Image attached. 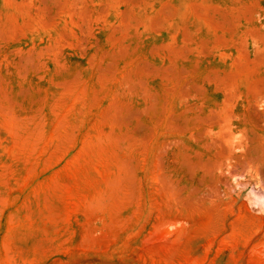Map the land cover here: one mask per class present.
<instances>
[{"label":"rangeland","instance_id":"obj_1","mask_svg":"<svg viewBox=\"0 0 264 264\" xmlns=\"http://www.w3.org/2000/svg\"><path fill=\"white\" fill-rule=\"evenodd\" d=\"M0 264H264V0H0Z\"/></svg>","mask_w":264,"mask_h":264}]
</instances>
